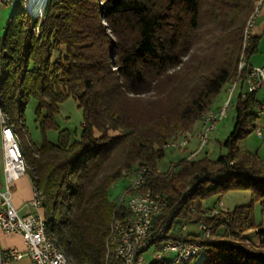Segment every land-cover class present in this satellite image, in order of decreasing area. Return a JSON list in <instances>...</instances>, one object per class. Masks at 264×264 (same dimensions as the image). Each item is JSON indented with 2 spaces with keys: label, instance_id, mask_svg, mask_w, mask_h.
Here are the masks:
<instances>
[{
  "label": "trees",
  "instance_id": "16d2710c",
  "mask_svg": "<svg viewBox=\"0 0 264 264\" xmlns=\"http://www.w3.org/2000/svg\"><path fill=\"white\" fill-rule=\"evenodd\" d=\"M254 5L255 0H47L37 16L18 5V13L31 19L7 27L0 44L1 111L21 139L26 174L42 192L47 231L61 249L68 248L73 264H120L111 256L106 261V242L112 222L127 224L130 213L109 199V187L141 170L149 176L139 190L166 200L152 219L151 241L170 238L181 222H202L209 237L186 232L200 244L202 264H264V223H256L254 214V203L264 213V160L237 146L253 130L259 102L257 91L241 95L245 75L238 71ZM257 41L251 37L244 50L248 60ZM233 79L239 89L232 129L220 143L226 152L182 156L159 172L163 144L198 121L201 126L202 113ZM69 97L82 111L75 139L55 122ZM31 99L42 141L28 145L21 135ZM49 129L57 130L56 142L46 138ZM232 190L249 191L250 202L231 211L204 204Z\"/></svg>",
  "mask_w": 264,
  "mask_h": 264
},
{
  "label": "built area",
  "instance_id": "2783aa9c",
  "mask_svg": "<svg viewBox=\"0 0 264 264\" xmlns=\"http://www.w3.org/2000/svg\"><path fill=\"white\" fill-rule=\"evenodd\" d=\"M2 2L8 6L11 5V0H2ZM262 3L264 1L258 5L257 15H259ZM251 37L252 33H250L248 46ZM243 71L245 76L242 82V96L264 88V65H253L247 58H242L241 72ZM238 89L239 86H234L228 90L227 101L224 105L218 106L214 110V113H211V119H206V129L216 128L217 124L222 120L220 119V112L227 108V105H229V97H232ZM255 114L253 131L257 137L264 139V100L258 102L256 105ZM0 123L3 151L2 170L6 181L5 189L0 190V229L4 233L19 234L26 245L23 251L14 248L0 251V264L19 260L24 256L29 257L31 264H61V261L56 258L55 252L52 251L50 245L47 244L40 233L39 214L29 212L20 215L11 202L10 185L13 181L21 178L22 175L19 174L17 161L13 158L10 142L4 131V125L2 122ZM196 140H198V148L195 149L194 154L200 152L207 145L204 142V136H199L198 134ZM148 176L149 174L147 173H135L133 182L122 192L123 200H115L117 205L122 204L127 210H129V205H137V212L132 213V220L127 223V228L119 229V231H123V239L122 242H119L120 258L117 260H120V264H133V256H140V264H144V261L147 260L144 252L152 246L151 258L173 261V264H187L188 259H192L197 255L198 248H200L198 242L189 240L186 237L187 223L181 222L175 226L173 231H171L169 241H165L162 247L149 245V238L154 237V235L151 236L150 232L152 219L159 214V206L166 205V200L158 197H148V199L144 200H124L126 190H132V186L134 185H142L143 187ZM29 204L40 208L39 196L32 195ZM220 208L225 209L223 206H220ZM216 212L217 209L213 211V213ZM196 226V233L200 237L207 238L210 236V228L205 223L198 222ZM109 241H111L110 235L108 236L106 245L109 244ZM105 259L106 261L108 260V255L106 254Z\"/></svg>",
  "mask_w": 264,
  "mask_h": 264
},
{
  "label": "rangeland",
  "instance_id": "374dc122",
  "mask_svg": "<svg viewBox=\"0 0 264 264\" xmlns=\"http://www.w3.org/2000/svg\"><path fill=\"white\" fill-rule=\"evenodd\" d=\"M18 7H19L18 4H16L13 5L8 10L9 18L6 20V24L4 26L5 29L17 23L21 19L24 20V22L26 23L29 22V20L31 19L27 16L23 17L21 13H18ZM26 13L32 16L39 15V14L33 15L32 13L30 14L29 12ZM257 19H258V15L256 16V19L254 21L255 24ZM228 88L229 87L227 85L226 91L224 89L217 95L210 109L214 110L216 107H218V105H224V103L227 101ZM235 95L236 94H234L232 97H229V99L231 98V102L226 115L217 124L216 128L209 133L207 145L203 147V149L200 151L198 156L202 155L206 151L208 152L207 154L210 158H215L216 156H218V154L220 153L223 154L226 152V149L221 147L220 143L225 139V137L231 131L233 126L234 109L232 106L235 102V97H236ZM256 96L258 99L264 98V89L261 88V90H259V92L256 93ZM35 105H36V100L31 99L30 102L27 104V107L24 112V123H25V127L27 128V132L22 131L21 136L28 145H31V143L40 144L42 141V133L34 123ZM55 122L60 129H67L72 139L79 137L81 131V123H82V111L80 108L77 107V103L72 97L67 98L59 105V112L55 116ZM199 127H200V121H198L193 125L192 130L191 128L189 129L192 132L194 131L193 133H195V131L199 129ZM57 133H58L57 130L49 129L46 131V138L51 142H56ZM17 136L19 140H21L18 134ZM176 141L179 143V145L175 144V146L173 147L165 148L164 156L157 161V170L159 172L167 171L169 168H171L174 162H176L182 156L191 157L194 150L198 147L195 136L192 137L189 144H181V137H178ZM237 146L241 149H246L251 152H256L259 158L261 160H264V139L257 137L253 130L250 133H248L245 137L238 140ZM134 174L135 173L127 174L126 176L121 177L109 187V199L111 201L120 200L121 196L123 195L122 192L133 181ZM249 202H250L249 191L232 190L222 195L219 201L217 200V196H212L207 200H205L204 204L210 206L215 204L216 207L219 208L220 206H223L227 211H231L234 207L239 205H245L248 204ZM57 212H59V208L56 209V213ZM254 214H255L256 223H264V213L261 212V208L258 203H254ZM187 230L195 232L197 231V226L193 223H187ZM247 234L251 237L253 242H257V236L255 235L253 230H250ZM64 250L68 252L67 247H64ZM152 250L153 248L151 246L147 251L144 252V255L148 261L151 260ZM203 258L204 256L200 254L199 256L194 257L190 264H202ZM18 264H27V263L24 261L22 262L20 261Z\"/></svg>",
  "mask_w": 264,
  "mask_h": 264
},
{
  "label": "bare ground",
  "instance_id": "6f19581e",
  "mask_svg": "<svg viewBox=\"0 0 264 264\" xmlns=\"http://www.w3.org/2000/svg\"><path fill=\"white\" fill-rule=\"evenodd\" d=\"M35 1V2H33ZM264 0H255V5L253 8L252 13L249 15L247 18L244 30H243V39H242V53L240 55L239 63H238V71H241V65H242V58H245L244 55V50L248 47V42H249V37H250V31L252 28V25L254 24L255 21V16H257V8L259 3H261ZM16 4H22L23 8L26 10V12H29L30 14L32 13L33 15L35 14H41L43 7H44V2L43 0H11V5H16ZM41 4V5H40ZM10 6V5H9ZM237 79H233L232 82L229 84V89H231L234 86H237ZM229 108V105H227L226 109H223L222 112H220V119H223V117L226 115L227 110ZM217 109V108H216ZM214 109V110H216ZM213 109L206 110L202 113L201 115V126L199 129L193 133L190 129L184 130L180 132L178 135L174 136L172 140L166 142L163 144V148H168V147H173L175 144L179 145V143L176 141L178 137H181V144H188L189 141L192 139L193 136H204V142L207 143L208 141V135L213 129H206V119H211V113H214ZM0 121L4 125V131L6 136H8V141L10 142V149L13 155V158L16 159L17 161V167L19 169V174L22 176L26 175V170H27V164L23 156V151L21 147V142L14 131L11 123L9 120L4 116V114L1 111V94H0ZM198 144V140H197ZM179 147V146H178ZM198 148V147H197ZM196 148V149H197ZM195 153V151L192 153V155ZM148 171V170H147ZM147 171L141 170L139 174H146ZM149 173V172H148ZM151 175V174H150ZM155 175V174H154ZM133 182V181H132ZM142 185H134L132 186V191L133 193L131 194H124V200H144L148 199V197H158L165 199L160 193H151L148 192L147 190H142V192L139 190L141 189ZM130 193V192H129ZM33 195H38L39 199L41 200L42 198V192L40 190H37L36 188L33 187ZM123 195L121 196L120 200H122ZM165 206H159V213L160 211L164 208ZM137 212V205H129V213H130V220H132V213ZM40 217V233L47 242V244L50 245L52 251L55 252V256L57 259L61 261V264H73L72 259L67 255L66 251L61 249L60 245L56 242V240L51 236V234L47 231L46 227V220L42 214H39ZM127 228V224H123L122 222L115 220L111 224V231H110V240L109 244L107 245V252L106 255H108V258L111 256L114 259H119L120 258V248H119V242H122L123 239V231H119V229H125ZM164 230H160L158 235L162 236L164 235ZM170 238H165V239H155L151 241L149 238V245H153V247H162L164 245L165 241H169ZM201 250L198 248L197 255L199 254ZM195 255V256H197ZM194 256V257H195ZM191 259H188L190 261ZM133 264H140V256H133ZM144 264H173V261H165V259H156V258H151L150 261L145 260Z\"/></svg>",
  "mask_w": 264,
  "mask_h": 264
},
{
  "label": "crops",
  "instance_id": "0c3cea01",
  "mask_svg": "<svg viewBox=\"0 0 264 264\" xmlns=\"http://www.w3.org/2000/svg\"><path fill=\"white\" fill-rule=\"evenodd\" d=\"M12 6L13 5L10 6L5 5L3 4L2 0H0V44L2 42L3 35L5 34L6 31L4 26L6 24V20L9 18L8 10ZM250 32L252 33V37L257 38L258 41H257V52L251 55L248 61L253 65H264V3H262L261 5V9L256 24L254 22V25H252ZM259 90H261V88ZM259 90H257L256 93H258ZM262 100H264V98L259 99V102ZM2 165H3V151H2V143H1V123H0V190L1 191L5 189V184H6L2 170ZM32 195H33V184L31 178L27 174L11 183L10 185L11 202L20 215H24L29 212L35 214H43V210L41 207L36 208L29 204ZM12 248L22 251L25 250L26 245L23 238L19 234L4 233L0 229V251L12 249ZM20 261L21 262L24 261L27 264H31V261L28 256H24L19 260L11 261L6 264H18Z\"/></svg>",
  "mask_w": 264,
  "mask_h": 264
},
{
  "label": "water",
  "instance_id": "95a60500",
  "mask_svg": "<svg viewBox=\"0 0 264 264\" xmlns=\"http://www.w3.org/2000/svg\"><path fill=\"white\" fill-rule=\"evenodd\" d=\"M47 0H43L44 3H46Z\"/></svg>",
  "mask_w": 264,
  "mask_h": 264
}]
</instances>
